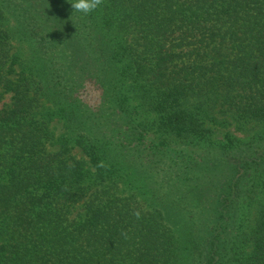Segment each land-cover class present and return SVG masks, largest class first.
I'll return each mask as SVG.
<instances>
[{"label": "trees", "instance_id": "1", "mask_svg": "<svg viewBox=\"0 0 264 264\" xmlns=\"http://www.w3.org/2000/svg\"><path fill=\"white\" fill-rule=\"evenodd\" d=\"M0 92V264H264V0H0Z\"/></svg>", "mask_w": 264, "mask_h": 264}, {"label": "rangeland", "instance_id": "2", "mask_svg": "<svg viewBox=\"0 0 264 264\" xmlns=\"http://www.w3.org/2000/svg\"><path fill=\"white\" fill-rule=\"evenodd\" d=\"M15 46L17 47L18 45ZM18 47H21V45H19ZM10 96L11 95L7 93H3L2 95V92H0V107L3 105H8L10 103ZM58 129H60V127ZM213 130V136L215 141H223L228 136L245 141L253 134V130L251 127L238 128V125L236 124H230L229 126L226 125L225 127L214 128ZM71 155L75 156V158L77 159L84 158L83 154L78 149H73L71 151Z\"/></svg>", "mask_w": 264, "mask_h": 264}, {"label": "clouds", "instance_id": "3", "mask_svg": "<svg viewBox=\"0 0 264 264\" xmlns=\"http://www.w3.org/2000/svg\"><path fill=\"white\" fill-rule=\"evenodd\" d=\"M102 0H71V7L79 12L88 14L98 8Z\"/></svg>", "mask_w": 264, "mask_h": 264}]
</instances>
